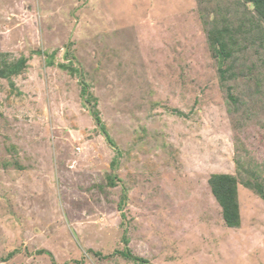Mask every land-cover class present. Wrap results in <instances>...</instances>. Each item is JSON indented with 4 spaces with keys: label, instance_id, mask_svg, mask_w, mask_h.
<instances>
[{
    "label": "rangeland",
    "instance_id": "1",
    "mask_svg": "<svg viewBox=\"0 0 264 264\" xmlns=\"http://www.w3.org/2000/svg\"><path fill=\"white\" fill-rule=\"evenodd\" d=\"M21 58L0 78V264H264L252 4L0 0V69ZM220 175L236 179L237 227Z\"/></svg>",
    "mask_w": 264,
    "mask_h": 264
},
{
    "label": "trees",
    "instance_id": "2",
    "mask_svg": "<svg viewBox=\"0 0 264 264\" xmlns=\"http://www.w3.org/2000/svg\"><path fill=\"white\" fill-rule=\"evenodd\" d=\"M245 2L253 5L256 14L264 22V0H245ZM219 33L216 32V36L212 38L211 33L208 35L213 39L211 41L213 45L220 46L218 54L223 58H228L230 54L224 49V44L219 39ZM27 59L21 58L10 66H6L5 69H0V78H10L12 75L19 73L26 66ZM63 67V66H62ZM223 73V72H221ZM95 121L100 124L98 113L94 114ZM103 128V126H101ZM106 134V133H105ZM209 184L211 186L212 194L222 207L223 217L225 224L229 227H237L239 225V211L236 201V179L230 176H213ZM122 256L130 261L144 263L143 259L133 257L129 252H124Z\"/></svg>",
    "mask_w": 264,
    "mask_h": 264
}]
</instances>
